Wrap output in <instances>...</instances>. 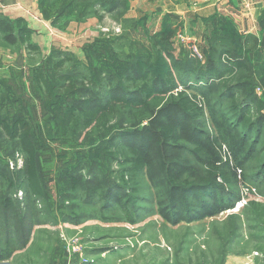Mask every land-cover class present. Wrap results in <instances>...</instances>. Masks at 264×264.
I'll return each mask as SVG.
<instances>
[{
    "label": "rangeland",
    "instance_id": "obj_1",
    "mask_svg": "<svg viewBox=\"0 0 264 264\" xmlns=\"http://www.w3.org/2000/svg\"><path fill=\"white\" fill-rule=\"evenodd\" d=\"M58 1L55 12L63 7L64 1ZM76 1L82 5L86 0ZM132 1L115 14L99 12L101 21L86 12L81 20L63 14L54 25H43L24 13L35 25L31 39L37 53L9 46L0 37V115L8 122L22 117L31 125L43 192L33 196L17 182L9 188L0 178L1 252L18 254L32 240V255L53 257L61 264H264V130L256 126L264 120L262 41L250 34L228 46L221 39L209 43L210 29L203 24L199 42V36L194 38L172 18L175 24L169 25L168 42L161 49V42L152 40L159 32H153L155 26L148 32L136 21L150 9L131 8ZM98 43L100 48L108 45L109 54L100 56ZM223 47L232 49L231 64L218 56ZM146 51L149 55H138ZM137 58L149 67L148 78L171 69L177 87L172 94L154 96L146 108L116 106L104 122L87 129L79 115L73 124L65 123L68 104L99 100L108 77L111 85L124 86L123 77ZM60 61L61 71L55 68ZM37 66L47 86L34 82ZM62 74L71 76L69 93ZM177 92L194 99L202 113L196 129L218 139L219 159L236 170L237 179L224 183L209 178L215 186L195 190L204 203L213 191L218 201L232 198L233 208L172 224L160 214H174L163 190L143 174L133 181L123 174L127 166L122 165L121 144L123 135L146 125ZM241 111L249 129L237 127ZM240 136L246 139L245 150L236 158L230 149ZM191 149L179 142L174 153L181 152L192 171L179 185L196 188L207 177ZM23 163L18 148L0 130V168L10 174L23 169ZM108 194L126 199L109 202ZM191 209L186 204L180 213L189 218L195 213Z\"/></svg>",
    "mask_w": 264,
    "mask_h": 264
},
{
    "label": "trees",
    "instance_id": "obj_2",
    "mask_svg": "<svg viewBox=\"0 0 264 264\" xmlns=\"http://www.w3.org/2000/svg\"><path fill=\"white\" fill-rule=\"evenodd\" d=\"M63 1L62 9L60 8L59 12H55L54 9L59 5L58 0H37L42 17L54 25L63 14L81 20L87 12L88 15L101 21L103 15L99 12L115 14L121 5L128 6L131 0H84L85 3L82 5H77L76 0H68L66 3L65 0ZM170 28L169 24H164L163 29L153 35L154 37L152 36V40L155 38L161 42V49H163V43L168 42L166 37ZM32 34L33 31L23 19L9 20L0 16V37L5 44L9 46L21 45L27 52L37 53L39 48L32 42ZM210 35L209 43H213V41L216 43L218 39H221L227 46L229 43L233 44L243 38L230 22L215 27L212 26ZM97 45L100 56L109 54L110 47L108 45L101 44V48L99 43ZM230 50L232 51V49L223 47L218 56L221 59L223 55H226V63L230 62L231 64L230 60L233 59H230ZM212 51L215 52L216 50L212 48ZM147 52L138 55L145 56L148 54ZM145 64L142 63L140 58L134 62V65L123 77L124 86L111 85V79L108 77L107 90L99 100L95 98L73 100L66 106L65 123L73 124L75 116L79 115L81 125L87 129L104 122L116 106L125 110L146 108L154 96L172 94V91L177 87L171 69H168L163 75L159 74L153 78H148L150 70L148 66L145 67ZM232 64L238 68H243L239 61H232ZM62 66L63 62L60 61L55 65V68L61 71ZM33 80L39 86H47V80L40 66L33 70ZM60 80L66 83L68 87L66 92H71V76L62 74ZM170 96L169 101L148 118L146 125H142L141 128L122 136L124 142L121 144V149L125 151L121 152L123 156L122 165L127 166L123 170V174L132 181L143 174L155 188L163 190L165 200L170 203L174 214L165 210L160 211V214L172 224H176L181 220H200L214 216L224 208H233L235 201L232 198L218 201L215 198V191L209 194L210 196L205 203L200 201L201 197L196 193L197 188L205 191V189L215 186V182L210 184L209 178L212 180L219 178L224 183H230L232 180L237 179V172L227 162L220 161L219 153L221 149L218 146V139L208 138L196 129L195 125L202 117V113L195 104L194 99L185 95L184 92H177L175 95ZM243 112L241 111L237 115V127L246 130L249 129L250 123L244 120ZM263 122L262 118L256 126L264 130ZM251 129L254 130V127L251 126ZM0 130L10 142L15 144L24 161L23 169L10 174L6 172L5 168H0V178L9 188L15 187L14 182H17V186L20 188L25 187L27 193L37 197L42 196V187L37 175V151L32 140L31 125L22 117H16L8 122L0 115ZM230 131L228 130V132ZM245 140L244 137L240 136L239 140L233 142V147L230 150L234 157L238 158L243 153V149L245 150ZM179 142L189 145L192 148L190 151L192 157L204 167L207 178L199 179V186L196 188L179 185V182L184 181L185 177L192 175L190 166L182 153H174ZM106 198L109 202L114 201L120 204L122 201L124 202L126 196L123 194H108ZM159 204L162 206L164 201H160ZM186 204H189L191 210L195 211L189 218L183 217L180 213ZM21 242L25 244L23 240ZM9 254L5 255L0 250V261L9 257Z\"/></svg>",
    "mask_w": 264,
    "mask_h": 264
},
{
    "label": "crops",
    "instance_id": "obj_3",
    "mask_svg": "<svg viewBox=\"0 0 264 264\" xmlns=\"http://www.w3.org/2000/svg\"><path fill=\"white\" fill-rule=\"evenodd\" d=\"M0 1V16L9 20L23 19L33 32L35 25L24 13L34 17L40 24H48L38 9L37 0ZM153 1L133 0L131 5V8L142 5L150 9L136 20L138 24L143 23L142 29L148 32L151 31V25L155 26L153 32H157L163 29L164 24L174 25L175 19L184 30L189 29L188 32L194 38L199 36L198 41L201 42V29L205 27L203 24L210 29L230 22L243 38L250 34L257 36L262 41L264 51V0H160L154 4ZM220 14L224 17L221 18ZM33 244L35 243L31 240L18 254L10 255L1 260L0 264H61L53 257L40 258V255H32L31 249L35 247Z\"/></svg>",
    "mask_w": 264,
    "mask_h": 264
},
{
    "label": "built area",
    "instance_id": "obj_4",
    "mask_svg": "<svg viewBox=\"0 0 264 264\" xmlns=\"http://www.w3.org/2000/svg\"><path fill=\"white\" fill-rule=\"evenodd\" d=\"M196 51V50H195ZM198 54V53H197ZM227 59V56L226 55H224V57H223V61H225Z\"/></svg>",
    "mask_w": 264,
    "mask_h": 264
}]
</instances>
